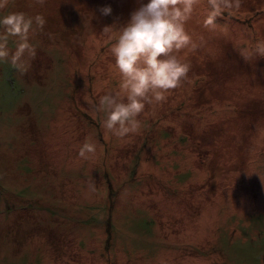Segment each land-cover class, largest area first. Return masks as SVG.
<instances>
[{"label":"rangeland","instance_id":"1","mask_svg":"<svg viewBox=\"0 0 264 264\" xmlns=\"http://www.w3.org/2000/svg\"><path fill=\"white\" fill-rule=\"evenodd\" d=\"M142 2L0 0L30 22L0 24V264H264V0H190L187 72L118 137L96 104Z\"/></svg>","mask_w":264,"mask_h":264},{"label":"clouds","instance_id":"2","mask_svg":"<svg viewBox=\"0 0 264 264\" xmlns=\"http://www.w3.org/2000/svg\"><path fill=\"white\" fill-rule=\"evenodd\" d=\"M191 7L190 0H145L121 23L110 49L119 75V91L106 92L96 104L103 113L101 123L114 135L135 131L140 123L137 116L150 99L149 94L159 98L162 90L177 85L187 72V64L171 53L190 39L185 20ZM99 11L107 15L112 9L103 5ZM0 24L20 33L28 29L30 22L22 13H16L0 18ZM256 50L264 54V44L257 45ZM94 151L90 141L79 148L82 157Z\"/></svg>","mask_w":264,"mask_h":264},{"label":"trees","instance_id":"3","mask_svg":"<svg viewBox=\"0 0 264 264\" xmlns=\"http://www.w3.org/2000/svg\"><path fill=\"white\" fill-rule=\"evenodd\" d=\"M59 50H61V49L59 48Z\"/></svg>","mask_w":264,"mask_h":264}]
</instances>
